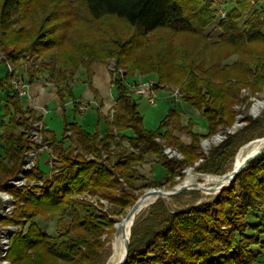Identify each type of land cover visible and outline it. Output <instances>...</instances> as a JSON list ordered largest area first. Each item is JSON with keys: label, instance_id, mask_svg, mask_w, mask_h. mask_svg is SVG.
I'll list each match as a JSON object with an SVG mask.
<instances>
[{"label": "trees", "instance_id": "obj_1", "mask_svg": "<svg viewBox=\"0 0 264 264\" xmlns=\"http://www.w3.org/2000/svg\"><path fill=\"white\" fill-rule=\"evenodd\" d=\"M231 1L234 7L225 9L227 18L222 20L221 6L211 0H0L2 63L50 54L49 77L65 85L59 87L60 94H71L76 72L83 67L89 75L94 63L107 67L115 61L125 76L110 74L116 101L107 134L100 138L76 122L65 126L61 139L45 132V142L58 156L59 173L45 189H18L10 182L21 171L26 131L35 116L18 100L7 73L10 92L0 136V190L11 194L16 203L12 217H0V224L22 229L10 237L7 259L12 264H101L105 248L101 236L112 237L115 217L125 218L139 199L137 183L145 179L135 167L146 155H154L164 172L163 180H153L146 188L161 189L175 186L176 178L185 176L183 170L195 167L200 159L195 167L198 172L224 175L238 149L256 138L264 120L245 118L246 127L239 133L212 147L207 156L201 152L202 140L233 125V106L241 101L242 89L253 94L264 90V11L254 9L264 0ZM248 14L240 27L239 21ZM112 20L124 22L133 32L124 35ZM210 27L219 30L213 42L206 32ZM183 37L192 41L181 51ZM232 57L236 60L229 62ZM135 73L155 75L159 84L181 86L183 100L200 112L208 134L202 138L193 133L192 123L183 125L175 109L158 130H146L126 82ZM114 130L138 150V158L118 143L116 153L104 163L102 152L109 153ZM68 131L73 138L66 137ZM127 131L134 136L126 137ZM183 131L192 138L188 146L174 136ZM158 138L176 148L183 160L164 155ZM76 149L82 153L75 155ZM85 155L94 159L87 160ZM84 193L108 200L119 211L102 212L75 199ZM41 218H57L53 235L42 231ZM263 252L264 154L250 162L230 190L212 202L172 212L165 201L158 200L147 217L132 226L125 264H256ZM124 255L125 251L118 264Z\"/></svg>", "mask_w": 264, "mask_h": 264}, {"label": "rangeland", "instance_id": "obj_2", "mask_svg": "<svg viewBox=\"0 0 264 264\" xmlns=\"http://www.w3.org/2000/svg\"><path fill=\"white\" fill-rule=\"evenodd\" d=\"M223 2L225 3L224 0L222 1V3ZM258 6H260V7H258ZM230 8L231 7H226L225 6L226 10H229ZM254 9H258V10H263L264 11V3L263 4H261V3L260 4H256ZM249 16H250L249 14L245 15L239 21L240 27H243L244 22L248 19ZM13 19H14L15 23H17V16L16 15L13 16ZM263 23H264V20H263ZM111 24H113V26L117 29V31H121L122 33H124V35L125 34L126 35L127 34H131L133 32V30L131 28H129L127 26V24H125L124 22L112 20ZM206 32L211 35V42L215 41L217 39L218 35H219V30L216 27H210V28H208L206 30ZM263 33H264V29H263ZM191 41H192V38H190V37L189 38H187V37L184 38L183 37V39L181 40V45H179V47H181V51H183V48L184 49L188 48L190 46ZM178 44L179 43H177V46H178ZM180 53H182V52H180ZM50 56H51L50 54H46V55H42V56L38 55V57H37V55L33 56V58H36L38 60L39 71H40L41 68H45L43 72H46L48 75H49V72H48L47 68H50L51 63H52L51 60H50ZM235 60H236V57H232L229 60V62H234ZM111 62H114V64H115V61H111ZM93 69H94V72L96 74V77L94 78V81H93V87L95 88L97 86L96 88L99 89L101 91V93L103 94V97H104V100H105V106H104L102 112L105 115H107V113L113 108V105H114V102H115V98H116V88H115V86L113 85V83L111 81V78L109 76V72L107 70V67L104 68L102 64H98L97 63L93 67ZM81 73L85 76L86 75V69L83 68V67L80 68L76 72V75L81 74ZM137 75L138 76H135V77L134 76H128L126 78V82L128 83L129 87H133L135 85V83H146V82H150L152 80H154V81L158 80L155 77V75H145L143 78L141 77L142 79H140V77H139L140 75L138 73H137ZM84 80L85 79L82 78L80 81L76 82L75 85H73V90H74L73 91V98H75V100H79L80 97L83 96L84 90L87 88V82H85ZM160 85H166V86H170V87H174V88H179L180 91L182 90L181 86H174L172 84H160ZM160 85H159V82H158V87ZM158 90H159V88H158ZM242 90H245V93H243ZM242 90H241V97H240L241 101L239 103H236L233 106V109H234V111L236 113V117L234 119V123H233V125L231 127H229V129H232L235 126L237 128V130H236L237 132L236 133H239L244 127H246L245 118H251L253 120H256V119L264 120V110H263V112H261V115L259 117H257V118H253L251 116L252 106L257 101H260V100L264 101V90L261 93H258V94H253L249 89H246V88L242 89ZM167 96H168V94H166L164 91H158L157 105L156 106H150L144 98H141L137 94L131 93V98L138 105V109L140 111V114L143 117V126H144V128L146 130H148V131H156L160 127L161 123L165 120L166 115L168 114L169 110L170 109H175L177 106H179V105H176L174 100L168 99ZM182 99H183V97H182ZM2 101H3L2 93L0 92V123L3 120V115L5 113V102H2ZM66 109H67L66 110V114H68L70 119H72L73 121L76 120V123L79 126L83 127L87 132H89L91 134H96L97 133V131H96L97 129L96 128H97V125H98V112H97L98 109H97V105L96 104L91 103L90 108L83 115L80 114L79 112H75L74 111V107L72 105L68 106ZM32 117H34V116H32ZM52 117L55 120V122L57 123V121H58L57 117L55 115H53ZM34 119L36 120L37 118L34 117ZM35 120H32V121H35ZM101 120L102 121H101V123L99 124L98 127L100 129L99 130V135L103 137V136H105L107 134V130H106L107 124H106V119L105 118L102 117ZM193 123L195 125H197L199 127V129L202 128V127H205L204 132L205 133L207 132L206 122L204 120L196 117V118H193ZM53 128L57 132L56 133L57 137L61 138L62 134H63V131H64V127L62 125L54 124ZM226 129H228V128L220 129L219 132L220 131H225ZM125 136L128 137V138H131V137L134 136V133L132 131H129V132H127L125 134ZM261 138H264V124H263L262 128L256 132V138L254 140L250 141L249 143L243 145L242 147H240L238 149V151L236 152V154L233 157V159L227 165V170H226L225 174H228L230 176L232 165L236 162V160L238 158V155L241 152V150L248 144H249L248 146H251V145H256V144L260 143L261 141H259L258 139H261ZM44 139H45V135H44ZM169 148H171L173 150H176L178 153H180L174 147H169ZM0 152H1V148H0ZM201 152H202L203 155H206L203 147H202V151ZM45 160H47V156H45L44 158L41 159V170L44 173H48L50 171V169H49L48 166L45 165ZM202 161H203V159H202ZM199 163H200V161H199ZM136 167H139V166H136ZM195 167H196V165H195ZM195 167H192V168H194V170L192 169L190 172H188V174H184L185 176L183 177V179L181 181L176 180L175 182H178V183L175 186L170 184V185H168V186H166L164 188H161V189L162 190H167V191L172 190L173 188L177 187L180 183H183L187 179V177H188V175L190 173L194 174L191 177V181L194 180L198 184H203V183H205V181L207 179L211 178V177H208V176H218V177H220V175L200 173V172H198L195 169ZM158 170L159 169L157 168L156 172H155V170H151L149 172L150 173L149 179L146 180V183L139 182V184H137L138 187H139V191L137 192L138 195H139V198L142 197L150 189H158V188H150V189L146 188V185L148 183L152 182V178H155V174L158 172ZM161 175H163V174H161ZM161 175H157V179L158 180L161 178ZM231 187H232V185L229 188L225 189V190H230ZM190 188H192V187H190ZM0 191H4V190H0ZM224 191H222V192H224ZM222 192L207 196V195L204 194V192H201V191L186 190V191L182 192L181 194L175 196L176 197L175 200L173 199L174 197H172V198H164V199L162 198V199H159V200L165 201L167 206L169 207V209L172 212L185 211V210L189 209L191 206H198V205H201L203 203L212 202ZM0 203H1V200H0ZM151 206L149 205V206L145 207L135 217V219L128 225L127 232H126L127 236L129 235L130 229L132 228V226H134V224L137 221L143 220V219H145L147 217L149 209H150ZM110 210L111 211H116V212L119 211L118 209L114 208L112 205L109 207L108 212ZM115 219H116L117 222H120V221L123 220V216L122 215H118L117 217H115ZM38 223H39V226L41 227L42 231L45 232L46 234L53 235L56 232V230H57V218H47V219L41 218V219L38 220ZM18 228L20 229L19 231L22 230L20 227H18ZM113 229H114L115 232H114L112 237H109L108 234H104V235L101 236V242L104 243V245H105L104 246L105 248L101 251V256H102L101 264H107L108 259L111 256V244H112V241H113V239L115 237V234H116L115 227H113ZM262 255H264V252H263Z\"/></svg>", "mask_w": 264, "mask_h": 264}, {"label": "built area", "instance_id": "obj_3", "mask_svg": "<svg viewBox=\"0 0 264 264\" xmlns=\"http://www.w3.org/2000/svg\"><path fill=\"white\" fill-rule=\"evenodd\" d=\"M211 1L218 4V0ZM219 16L222 20H225L227 18V11L224 8H220ZM6 67L9 73L8 83L16 92L18 100H21L28 95V84L25 80L24 75H38V60L36 58H33V56H26L14 63L6 61ZM107 69L109 74L112 73L115 75L116 73H119L123 78H125L124 71L117 70L114 62H111L107 66ZM158 91H164L166 94H168L167 97L174 101H179L183 97V94L181 93L179 88H174L166 85H160L158 87V81L154 80L146 83H135L133 87H129L130 94L134 93L140 97L145 98L150 106L157 105ZM242 92L245 93V90H242ZM77 105L78 112L82 115L85 114L90 108V104L85 100L78 101ZM260 115L261 114L255 116L251 111V116L253 118H257ZM236 130L237 128L234 126L232 129L228 128L225 131L218 132L216 135L209 139L202 140L201 146L203 147L206 155L209 154V151L212 147L219 146L227 139L229 135H234L237 132ZM47 131L48 129L42 120L36 119L35 121L31 122L30 128L26 131L28 142L26 151L24 153V163L22 165L21 171L18 173L16 178L10 182L12 186L18 189H24L28 187H38L39 189H45L47 187V182L53 180L54 176L59 173L60 167L58 163V156L55 154L53 148L48 143H46L44 139V134ZM113 136L114 142L109 148V153L105 151L102 152V160L104 161V163L108 160L110 154L114 155L116 153L118 143H122V146L124 147V149H126L127 153L138 155V150L133 149L127 141H122L120 134L116 130L113 131ZM66 137L69 139L73 138V133L71 131H68L66 133ZM156 141L163 144L164 155H166L169 159L176 158L178 160H183V156L180 153L167 147L164 142L161 141V139L158 138L156 139ZM74 153L75 155H77L82 152L80 149H76ZM44 155L47 156L45 165L50 169L48 173H44L42 170L38 172V168H41V158ZM85 158L91 161L94 159V156L85 155ZM200 162H202V159L200 160ZM197 165H199V162L196 163V166ZM192 169L194 170V168H186L183 170V173L188 174V172H190ZM32 174H36V177L31 178L30 176ZM176 180L181 181L180 177H177ZM121 182L123 181L121 180ZM124 188L127 189L126 184H124ZM75 199L87 201L102 212H108L109 207L111 206L108 200L98 195H90L89 193L77 195ZM0 200V217H12L16 203L14 197L6 191H0ZM0 229V264H11V262L7 259L8 251L10 249V237L20 229L14 225L3 226L1 224Z\"/></svg>", "mask_w": 264, "mask_h": 264}, {"label": "crops", "instance_id": "obj_4", "mask_svg": "<svg viewBox=\"0 0 264 264\" xmlns=\"http://www.w3.org/2000/svg\"><path fill=\"white\" fill-rule=\"evenodd\" d=\"M222 1L223 0H218V6L219 7L220 6L222 8L224 7V9H225V6L231 7L230 9H232L234 7V4L231 0H224L225 3L224 2L222 3ZM261 4H263V3H261ZM258 7H260V6H258ZM96 64L97 63H94L91 66L89 75L86 74L84 76L82 73L75 75V77L73 78V81L71 82V85H70L71 94H69L67 91H63L60 94L59 87L63 88L65 85H63V86L60 84L58 85L55 81L50 79L49 75L46 72H39L38 75H36V76L35 75H27V74L24 75L25 80L28 84V87H27L28 95L20 100L22 106L25 109L29 110L37 119H40L43 121V123L45 124V126L48 129L47 132L56 134L57 132L53 128L54 124L62 125L65 129V126L67 124H72V123L76 122V120L73 121L72 119H70L69 115L66 114V110H67L66 108L68 106L72 105L74 107V111L77 112L76 105H77L78 101L85 100L90 105H91V103H94L97 105V109H98V111H97L98 112V125L96 128L97 129L96 134L101 138L102 136L99 135L100 129L98 126L102 121L101 120L102 117L105 118L106 124H107L106 130L108 132V120H110L112 117L115 102H114L113 108L107 113V115H105L102 112V110L105 106V100H104L103 94L101 93V91L99 89L96 88L97 86L95 88L93 87V81H94V78L96 77V74L94 72L93 67ZM103 67L106 68L105 65H103ZM7 73L8 72H7L6 64H4L0 61V92L2 93V98H3L2 102H5V106H6V99L8 97L9 92H10L9 86L5 82V79L7 77ZM139 75H140L139 76L140 79H142L144 77V75H141V74H139ZM109 76H110V74H109ZM133 76L135 77L138 75L136 73ZM82 78L85 79L84 80L85 82H87V88L84 90L83 96L80 97L79 100H75V98H73V91H74L73 85H75L76 82L80 81ZM110 78H111V76H110ZM111 81H112V79H111ZM141 98H143V97H141ZM115 101H116V98H115ZM175 103H176V105H179L175 108V110H177L179 112V114L181 115L183 125L186 126L189 122L192 123L193 133L201 136L202 138L205 137L209 132L207 123H206V128H207L206 133L204 132L205 127H202L199 129V127L193 123V118H196V117L204 120V118L202 117L200 112L198 110H196L195 108H193L192 106H190L188 103H186L183 99H181L179 101H175ZM170 110H169V112H170ZM169 112L166 115V118L169 115ZM51 115L52 116L55 115L57 117V119H58L57 123L55 122V120L53 119V117ZM4 117H5V113L3 115V120H4ZM3 120L0 123V136L3 132V128H2ZM161 125H162V123H161ZM161 125H160V127H161ZM165 131H166V129H164V128L161 129L162 133H164ZM127 132H129V131H127ZM127 132H125V134ZM63 133H64V131H63ZM62 136H63V134H62ZM174 136L176 138H178L179 140H181L187 146L190 145L192 142V138L190 137V135H188L184 131L183 132H175ZM61 138H59V139H61ZM0 148H1V144H0ZM0 154H3L2 149H1ZM135 156H136V158L139 157V155H135ZM44 157H45V155L42 158H44ZM157 161H158L157 158L152 154L146 155L143 158L142 163L138 165L139 167L135 168L139 172L140 176L144 177V179H145L144 181H140V182L146 183V180L149 179V175H150L149 172L151 170H155V172H156L157 168L159 170L155 174V178H152V181L158 180L157 175H161V174L164 175V172H163L162 168L159 166V164L157 163ZM163 175H161V178L159 180H163V177H162ZM137 184H139V182ZM137 187H138V185H137ZM256 264H264V255H262L260 257L258 263H256Z\"/></svg>", "mask_w": 264, "mask_h": 264}, {"label": "bare ground", "instance_id": "obj_5", "mask_svg": "<svg viewBox=\"0 0 264 264\" xmlns=\"http://www.w3.org/2000/svg\"><path fill=\"white\" fill-rule=\"evenodd\" d=\"M264 110V101H257L253 108H252V113L255 116H258L259 114H261V112H263ZM259 141H261L260 143L256 144V145H251L248 146L246 145L241 152L238 155V158L236 160V162L232 165L231 168V172H230V176L227 178L228 180L226 182L222 183V186H225L226 184L229 183L230 181V177L233 176V173L238 170L244 163L245 161L249 158V156H251L252 154L256 153L257 151L261 150L262 148H264V138L258 139ZM254 142V141H253ZM252 143V142H251ZM250 143V144H251ZM248 146V147H247ZM219 181H220V177L218 178H210L207 179L205 181V183L200 184L199 186L201 188H210V187H217L219 185ZM196 184H198L197 182H195L194 180H189L185 183H180L174 190H178L181 189L182 187H192L190 188V190H193V187L196 186ZM162 191H167V190H162ZM170 191V192H172ZM205 195H213L216 194V192H204ZM159 198V192H148L147 195L145 197H143L140 202H139V210L137 211V213H135V215L130 218L127 221H120L116 223V234L115 237L112 241L111 244V256L108 259L107 264H118V262L120 261V259L122 258L124 251H125V243H126V232H127V227L128 225L135 219V217L147 206H151L152 203H154L157 199ZM132 229V228H131ZM131 229L129 232V236L128 239L131 236ZM127 239V240H128Z\"/></svg>", "mask_w": 264, "mask_h": 264}, {"label": "water", "instance_id": "obj_6", "mask_svg": "<svg viewBox=\"0 0 264 264\" xmlns=\"http://www.w3.org/2000/svg\"><path fill=\"white\" fill-rule=\"evenodd\" d=\"M264 154V148H262L261 150L257 151L256 153L252 154L251 156H249V158L245 161V163L233 173V176H231L230 181L228 184H226L225 186H222L223 182H226L228 179L227 177L229 176L228 174H225L223 176H220V181H219V185L217 187H210V188H201L199 185L200 184H196V186L193 187V190H197V191H201V192H216V193H220L222 191H224L225 189L229 188L237 179L238 175L249 165L250 162H252L255 158L259 157L260 155ZM176 188V187H175ZM175 188H173L172 190H174ZM162 191V189H150L148 190L142 197H140L137 202L135 203V205L128 211L127 215L125 218H123V221H127L130 218H132L135 213H137V211L139 210V202L140 200L148 193V192H159V199H164V198H172L175 197L179 194H181L182 192L186 191V190H190V188L188 187H182L181 189L175 190V191ZM172 191V192H170ZM157 200L154 202L156 203ZM154 203H152L151 205H153ZM116 228V223L115 226ZM131 237V236H130ZM129 245H130V238L127 240V242L125 243V255L123 257V259L121 260V262L119 264H125V261L127 259L128 253H129Z\"/></svg>", "mask_w": 264, "mask_h": 264}]
</instances>
